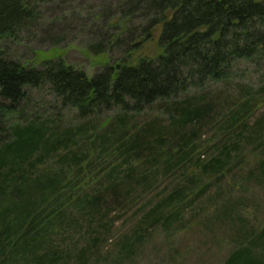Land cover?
Segmentation results:
<instances>
[{"label": "trees", "instance_id": "16d2710c", "mask_svg": "<svg viewBox=\"0 0 264 264\" xmlns=\"http://www.w3.org/2000/svg\"><path fill=\"white\" fill-rule=\"evenodd\" d=\"M52 1L0 0V264H26L32 258L35 264L61 262L58 258L62 251L50 246L44 253L37 250L58 227L60 233L67 232L64 210L70 205L79 217L101 218L97 215L102 212L100 183L104 177L93 175V160L88 159L86 152L68 155L72 143L77 148L82 145L70 133L69 139L53 129L51 119L36 122L30 114L24 120L30 112L28 104L33 90L46 87L60 107L74 110L81 119L113 113L125 121L123 118L129 114L137 115L149 107L169 103L178 108L175 113L181 124L202 113L201 107L193 104L200 90L210 83L239 79L242 65L250 66L261 80L260 87H264V0H117L114 16L106 21L115 35L101 38L99 43L103 47L95 50L94 55L106 54V46L123 49L127 55L108 60L92 76L61 58L44 59L35 67L10 55L6 43L38 25L40 6ZM154 35L160 52L140 58L130 54ZM262 102L264 92L248 99L245 109L257 108ZM243 115L237 114L239 118ZM124 124L118 125L109 117L102 122V131L116 129L115 137H110L109 142L104 140L107 143L101 145L98 158L109 156L108 146L113 143L110 140L121 138ZM240 125L247 129L246 118L241 119ZM252 126L261 135L259 121ZM103 135L99 133V137L107 138ZM128 140L130 147L142 143L140 135ZM239 145L237 140L232 149L224 147L220 155L207 161L203 167L210 172H204L205 179L222 176V164ZM62 147L66 151L58 155ZM50 154L64 160L52 167L45 160ZM134 154H125L120 165L134 169ZM93 187V193H83ZM164 207L163 203L157 204L145 221L179 218L178 203L171 205V211ZM145 221L113 244L116 256L132 255L142 246L141 238L149 228ZM100 222L101 226H108L107 222ZM98 238L90 243L96 245ZM90 245L80 250L82 259ZM246 252L249 251L237 248L226 264H255L256 259ZM258 260L257 264H264L262 255Z\"/></svg>", "mask_w": 264, "mask_h": 264}, {"label": "rangeland", "instance_id": "374dc122", "mask_svg": "<svg viewBox=\"0 0 264 264\" xmlns=\"http://www.w3.org/2000/svg\"><path fill=\"white\" fill-rule=\"evenodd\" d=\"M116 2L53 0L43 4L38 25L7 42L6 47L20 62L39 67L44 59L61 58L92 76L108 60L127 55L123 49L108 46L106 54L94 55L103 47L101 38L115 35L106 21L114 16ZM158 52L154 35L130 54L140 58ZM238 75L239 79L210 83L200 90L193 104H198L202 113L181 124L175 113L178 108L169 103L129 114L123 118L125 121L113 113L81 119L74 110L60 107L46 87L33 90L30 112L24 120L30 114L36 122L51 119L53 129L69 139L70 133L82 145L77 148L72 143L68 155L86 152L88 159L93 160V175L104 177L100 183L102 212L97 215L100 220L79 217L73 214L74 206L66 207L67 232L60 233L57 226L59 230L50 233L51 239L37 252L44 253L47 246L62 251L57 264H226L237 248L249 251L246 253L256 259L255 264L259 263V255L264 259V165L260 164L264 162V102L257 108L245 109L246 101L259 96L264 87H260L261 80L247 64L242 65ZM238 113H245L242 118H246L247 129L241 127ZM107 117L118 125L125 123V127L119 140H110L113 143L108 146L109 156L98 158L101 145L115 137L116 128L101 129ZM257 121L261 135L252 126ZM100 132L107 138L99 137ZM135 135H140L142 143L130 147L128 139ZM237 140L239 148L231 150L230 158L222 164V176L205 179L203 165L220 155L224 147L232 149ZM65 151L62 147L58 155ZM131 152L135 153L131 159L134 169H126L120 165L121 160ZM58 155L50 154L45 160L54 167L64 160H59ZM206 170L210 172L209 168ZM86 189L85 195L95 191L94 187ZM159 203L169 211L173 210L171 205L178 203L179 218L145 221ZM142 220L149 227L141 238L142 246L132 255L116 256L113 244L134 231ZM100 221L108 226H101ZM94 237H99L96 245L90 243ZM88 244L92 246L85 249L82 259L80 250ZM26 264H35L33 258Z\"/></svg>", "mask_w": 264, "mask_h": 264}]
</instances>
